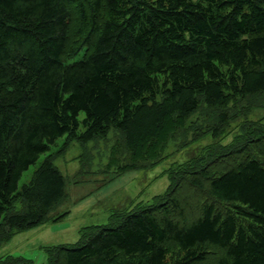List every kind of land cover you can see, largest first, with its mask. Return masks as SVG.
Returning a JSON list of instances; mask_svg holds the SVG:
<instances>
[{
    "label": "trees",
    "instance_id": "16d2710c",
    "mask_svg": "<svg viewBox=\"0 0 264 264\" xmlns=\"http://www.w3.org/2000/svg\"><path fill=\"white\" fill-rule=\"evenodd\" d=\"M257 95L264 0H0V246L66 198L49 157L19 187L58 139L115 130L117 172L148 168L200 105L216 110L217 137L228 105ZM241 132L171 167L152 204L43 246V264H264V127Z\"/></svg>",
    "mask_w": 264,
    "mask_h": 264
},
{
    "label": "rangeland",
    "instance_id": "374dc122",
    "mask_svg": "<svg viewBox=\"0 0 264 264\" xmlns=\"http://www.w3.org/2000/svg\"><path fill=\"white\" fill-rule=\"evenodd\" d=\"M70 44L75 43V37ZM230 121L225 131L213 137L210 130L216 124V110L200 105L169 141L158 164L118 173L116 165L126 151L121 134L110 130L106 137L81 144L60 138L45 155L25 171L19 187L28 182L33 171L49 157L66 181V198L50 213L47 222L20 231L1 244L0 257L11 254L31 259L35 264L45 261L43 246L74 244L87 226L107 225L111 215L136 210L153 203V198L165 192L171 167L184 164L219 145H231L248 127H264V96L235 100L227 107ZM241 137V136H240ZM209 148V149H208ZM120 160V161H119ZM20 209V202L15 203ZM66 213L61 219L53 218Z\"/></svg>",
    "mask_w": 264,
    "mask_h": 264
}]
</instances>
